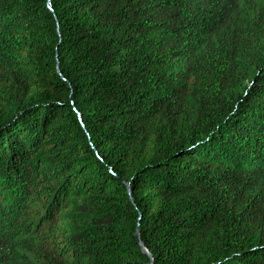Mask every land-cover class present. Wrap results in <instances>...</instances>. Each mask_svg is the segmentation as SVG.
Returning a JSON list of instances; mask_svg holds the SVG:
<instances>
[{"label": "trees", "instance_id": "obj_1", "mask_svg": "<svg viewBox=\"0 0 264 264\" xmlns=\"http://www.w3.org/2000/svg\"><path fill=\"white\" fill-rule=\"evenodd\" d=\"M0 264H264V0H0Z\"/></svg>", "mask_w": 264, "mask_h": 264}, {"label": "water", "instance_id": "obj_2", "mask_svg": "<svg viewBox=\"0 0 264 264\" xmlns=\"http://www.w3.org/2000/svg\"><path fill=\"white\" fill-rule=\"evenodd\" d=\"M135 238H136L138 244L140 245L142 251H143L144 253L148 254V252L146 251V249L144 248L143 244H142L141 241H140L138 231L135 232Z\"/></svg>", "mask_w": 264, "mask_h": 264}]
</instances>
